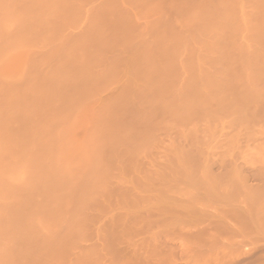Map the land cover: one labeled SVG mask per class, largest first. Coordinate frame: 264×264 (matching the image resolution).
I'll list each match as a JSON object with an SVG mask.
<instances>
[{
  "label": "rangeland",
  "instance_id": "obj_1",
  "mask_svg": "<svg viewBox=\"0 0 264 264\" xmlns=\"http://www.w3.org/2000/svg\"><path fill=\"white\" fill-rule=\"evenodd\" d=\"M18 1L20 4V2L25 3L27 0ZM18 1L17 5H19ZM35 1L32 2V5L29 2L31 6H28V3L25 5L22 3L21 5L29 7V9L20 5L21 9L29 13L30 7L34 6ZM234 2L235 0H65L64 4H61L58 12L64 14L66 18L55 19L48 33L45 32V35L39 34L41 37H49L48 41L56 37L60 39L56 40L55 44L51 43L52 45H48V47L40 48L39 51L41 53L37 50L39 57H34L37 59L34 62L37 61L38 66L36 63L37 67L35 65L30 66V63V68L28 66L27 69L31 70L27 71L25 75L27 76L25 77L27 82L24 80L28 84L25 85L29 86V88L31 87L30 91L23 92L27 88L25 85H22L25 87L23 90L19 85L18 87L15 85L14 88L17 91L21 89V96L27 101H34L33 97L35 96L32 94L39 89V86L37 88L35 86L38 83H42V86L40 84V91L44 92L45 88L42 79L44 81L47 78L46 81L54 85L57 80L51 75H54L56 72L59 74V71L63 73L61 72L63 68L65 80L61 81H63L64 86L62 87L58 81L63 89H60L61 87L56 84L59 87V91L55 92L59 96L61 94V96L69 97L75 102L79 101V103H72L74 101L64 97L62 98L63 101L60 102L58 100L61 99V96L59 99L56 98L58 95L56 93L54 94V96L56 95L54 97L56 100H53V94L50 92L53 88L51 86L52 88L50 89L49 87L47 91L50 93H46V95L43 93L45 97L52 94L50 95L51 101L48 96L49 100L48 102H43L44 105L39 104L40 101L37 102L42 108H45L48 104L50 105L52 101L62 103L58 106L56 105L58 108L52 107V105L46 107V112L49 109L48 113L50 109H56L57 115L59 113V115H62L61 111H68L66 109H69L70 105L73 107L74 104H79V107L77 106L78 109H75L76 113L73 115V122L70 125L67 123V128L69 126L71 128L65 134L66 138L64 136V140L62 138L64 142L63 153H65L68 161L71 163L69 171L60 173L59 176L57 175L55 184L59 181L57 183L59 188L55 186L54 180L53 182L49 180V184L52 182L53 186H45L49 190L54 186V188L57 187L53 191L52 197L50 196L51 190L49 191L50 194L46 193L47 196L49 195L48 197L52 198L54 203H49L50 201L47 196V199L45 198L44 201L48 200V202H43L44 204L48 203V205L52 204L53 206L51 205L52 207L49 206L51 208H48L47 205L45 208L46 205L40 203L39 205L44 206L46 210L49 209L43 213V207L37 205V209L49 221V224L47 223L48 230L38 231L31 226V229H36L37 232L35 231L27 235L26 233L31 231L30 225L23 223L24 226H28V228L25 227L28 232L24 228H20L19 232L17 230L19 225L15 224L18 227L15 230L21 234L23 229L26 236L16 235L17 232H15L16 238L14 236V241L16 245L13 241L14 246L18 247L23 239L24 241L29 239L31 245L34 238L38 239L35 240L37 244H33L31 249L27 246L26 249L23 244L26 250V252H23L26 255L29 253L23 259L19 257L22 256L23 252L18 256L22 264V260L26 261L24 264H264V229H262L264 226L261 227V224L264 223V216L261 214L262 211L264 214V203H262L264 202V197L261 190L259 193H261L262 197H257L259 201L253 200L251 202L248 197L250 191H258L257 189L260 188L257 187L262 186L261 189L264 187V135L262 134L263 136L261 137V135L256 134L258 130L262 131L264 129V0L262 1V13L254 18L257 31L253 33L249 32V34L245 35L246 39H250L251 44L253 43L249 48L238 43L240 36H238L239 31L237 28H232L227 37L218 41L216 45L212 46L210 43V45L206 44L202 46L203 41L210 40L212 42L215 34L212 30L213 25L219 29L220 27H227L229 24H232L233 27V23L237 22L235 21L236 17L234 19L230 18V22L220 21L225 11L224 8H228L229 6L231 8L235 4ZM37 5L35 6L40 10V5ZM218 5H222L223 8ZM32 8L35 11L34 8L36 7ZM83 9L90 11L87 19L82 18L81 11L83 13ZM77 12H80L81 15H78ZM143 27L144 29H142ZM23 28L20 27L18 34L14 37H21ZM141 30H145V32ZM5 38H7L6 35ZM31 39L33 42L34 39L38 41V37H34V35L27 40L30 50L26 49L15 55L14 58L17 59V64L21 61L23 62V58L26 62V58L29 59L30 54L35 56L36 52L32 48L37 45V42H34V44ZM215 50L216 59H209L210 56L213 57L214 55V53L213 55L210 53L209 56V51L215 52ZM203 53H206V55H203ZM45 57H47V63L43 66L45 60L43 62L42 60ZM11 58L9 65L11 70H13L15 59L12 58L11 60ZM34 58L31 59L34 60ZM18 59L19 62H17ZM39 60L42 64H38ZM11 61L14 63H11ZM29 62H32V60L27 61V63ZM78 62L81 63L78 64ZM196 63L198 68L194 65ZM200 63L201 68L198 65ZM4 65L3 68L8 66ZM60 65L63 67L60 68ZM7 71H9V67H7ZM197 72L204 73L199 75ZM209 77H213L216 82L214 83L213 79H209ZM248 78L254 82V86L248 83V81H251ZM51 79L53 82L48 81ZM200 79L211 80L213 82H210L211 90L205 87L202 89L203 85ZM46 81L45 83H47ZM36 82L37 84H35ZM248 84L260 93L259 98L252 97L255 93H253L254 91L251 92L252 90ZM0 86L2 87L1 83ZM47 87L45 90H47ZM17 88L20 89L18 90ZM212 88H215L216 91ZM8 90L11 91L12 87ZM8 90L6 89V92ZM54 90H56L55 87L53 88V92ZM31 91L32 94L30 93ZM221 91H223V95H218L220 97L218 99L217 94H221ZM6 92L4 91V93L0 94H5ZM11 92L10 96L8 95L9 97L7 96L9 93H7L4 95L7 98L3 97L0 99V108L4 107L3 109L6 110L8 109L7 105H12L13 101H16L14 97L17 93H13L14 95H12ZM208 93L212 94L207 95ZM36 95H38L36 97L38 100V97H42L39 94ZM211 95H214L213 98L217 97L215 98L216 100L213 99L212 101L210 99L207 101ZM2 96L0 95V97ZM21 96H17V100L23 99ZM196 96L199 97L201 102L205 101V103L204 101L202 102L204 105H201L202 107H199L198 111L194 109L196 106H190V100L192 99L193 101V98H197ZM245 98V103L249 104L246 106H248L250 113L244 105L246 110L244 112L243 109V117L241 114L240 116L238 115V118L250 120V128L252 132L255 129L256 135H249L247 133L251 131H246L245 136H249L247 138L243 135L246 138L244 140L245 138L241 139V137H243L242 132L245 130H241L242 134L240 135L239 133L238 136L241 143L237 139L238 143L235 144V149L231 147L232 150H230L231 148L227 147L229 153L227 151V154L224 152L226 156L222 157V159L221 156L222 154L224 156V153L221 151L222 154H220L218 148L224 147V143L226 144L227 142V136L233 133L231 132L233 129L230 128L232 125L227 126V123H223V121L222 124L224 126H221L223 128H218L217 130L220 132L216 130V133L208 127L210 125L208 122L211 119L217 121L219 115L223 117L227 113L228 115L232 114L237 109L235 106H238ZM248 99H250L249 102H247ZM64 100L69 104L66 102L63 104ZM27 101L23 102V105L24 103L27 105ZM17 102L19 106L20 104L22 105L20 100ZM37 103L34 104L38 106ZM46 103L47 105H45ZM243 104L244 102L241 103V105ZM34 106L29 109L32 110ZM37 106L36 109H38ZM28 107L26 106L25 109L27 108L28 110ZM74 107L77 108L76 106ZM2 108L0 109V121L11 120L14 116L12 117L10 114L15 115L14 112L18 114L16 112L18 108L15 109L14 107L13 110H6L9 112L16 110L9 114H6ZM42 108H39L37 111L42 110ZM234 108L235 110L233 111ZM36 109L33 110L36 111ZM231 109L232 111H229ZM33 110L29 112V118L27 119L32 118L31 113ZM183 110L187 111L184 112V115H182ZM190 110L191 113H194V115L192 113V118L190 117ZM20 111L18 112L20 113ZM46 112H43V114L45 115ZM203 112L205 117L207 116V119H199L203 115ZM224 112L226 114L223 115ZM2 113H5V115ZM23 113L27 116L26 113L28 112L24 111ZM23 113L21 112L23 116L21 117L24 120L26 117H24ZM33 113L35 114L33 116L36 117V114H40L38 115V117H41H39L40 119L50 116L48 113L45 116H41L42 112ZM50 113L52 114V112ZM53 113H55V110ZM56 113L52 114L51 117L53 115L56 116ZM244 113L247 116L245 118ZM6 115H9L8 118L2 120V117ZM18 115L17 120L14 121L19 126V123H22V118H20V115L18 117ZM196 115L197 117L199 115L198 119L202 127L198 123H194L193 128L201 127L202 129L196 128L194 130L191 128L193 129L192 132H195L192 135L198 136L196 138L200 140L198 142L194 137L193 140H196L195 143L197 145L192 140L193 145L191 142L193 137H190L191 139L188 137V139L186 135L189 134L190 136L192 133L187 134L188 131L190 132V129L188 130V123L192 121L190 123L193 124V121L198 120ZM208 116H211V119H208L210 118ZM219 117L221 119V116ZM175 118L176 120L174 121ZM183 118L185 120H182ZM226 118L224 119L225 121L228 119ZM49 119L52 120L53 118L49 117ZM49 119H47L48 122ZM203 119H206L205 121L208 120L206 122L207 125L209 124L207 126L208 130L201 124ZM33 120L23 122L24 125H22L26 129L25 124L27 123L28 125ZM18 121L19 123L17 124ZM42 121H46V118ZM172 121L175 124L180 122L179 128L175 124H170ZM23 126L20 129L15 127L14 132L10 133L8 131L7 133L9 134L6 135L5 139L8 138L11 141L19 137L27 138L25 137L28 135V133L25 135L27 129L24 130ZM33 126L31 129H33ZM54 130L55 128L50 132L55 133ZM212 130L215 133L214 135ZM22 131H25V133ZM32 131L29 132L28 130L29 134ZM205 131L210 132L207 133ZM49 134L46 139H49V137L50 139L53 138L54 135L51 134L53 135L51 137ZM230 137L232 135H229ZM50 139L48 141L51 142L52 139ZM47 140L43 141H46L47 144ZM189 143L193 146L189 145ZM40 144L42 145L38 144L39 147L36 146L38 149H35L37 151L34 150V154H38V150L39 153L47 150L42 147L45 146L43 142ZM49 145L45 147L48 148L50 147ZM177 145L179 148H187L186 152H189L188 150H191L193 147L195 148L189 152L190 154L188 153L189 157L190 155L192 157L188 161V163L190 162L189 165L187 163L189 173H192V176L195 170L194 176H197L195 178L200 177L202 179L204 178V173L206 171L209 172L211 180L212 177L215 178L212 181L213 185L217 184L215 186L216 189H213L212 186L207 187V189L204 185L205 190L201 189L202 187L194 189L185 180L186 178L182 179V176L178 178L180 174L177 175L176 172L179 166H177L178 163L175 160L173 161V158H171L172 153H170ZM170 147L173 149L171 150ZM217 152V155L220 154V160L218 156H215ZM15 153L18 152L16 151ZM191 153L197 155L196 158L198 157V160H193L195 156ZM202 159H205V161ZM201 160L206 164V171L202 169L205 167L196 165L198 163L203 166L202 162H198ZM172 161L173 164L169 166V163H172ZM191 164H193L194 169L191 167ZM175 165L177 166L175 168L177 176L173 175L175 174L172 172L174 169L172 170L171 168H174ZM168 168H171L170 170L172 171ZM38 169L42 170V167H38ZM231 169H234L236 172L238 171L237 181L243 179L240 181V184L237 183L238 186L235 183L236 187H238L237 189H239L238 191L237 189L236 191L234 190L235 192L230 187L231 184L232 187H235L234 183H231L234 179L223 182L221 178L225 172L229 175L231 171L228 170ZM207 172L206 174L208 175ZM227 174L225 173L224 175L227 176ZM218 176L222 181L219 180ZM228 177H226L227 180ZM216 179L221 181L222 186L219 187L221 183L217 182L218 180L216 181ZM210 188L215 191L214 196L217 193L216 197L218 198L221 194L224 196L226 194L225 191L229 192L230 190L234 193V197L230 191L229 193L233 197L230 200L231 202L228 200L229 203H227V201H223L221 198H219L221 199L219 201L212 196L213 192ZM65 191L69 195H66ZM208 191L210 192L209 194L212 192L209 197ZM190 192L193 193L191 194ZM194 193L197 196L196 200L193 197ZM191 195H193V201L189 199ZM63 197H65L64 203L60 200ZM158 199L164 201L158 204H165V202L171 201L178 204L179 208L176 210L172 209V206H168L171 211L176 210L175 213L171 214L170 212L169 214L170 209L167 205L166 207H164L165 205L160 206L158 204V206L154 205L156 207L153 206L154 203L152 202ZM20 201L26 202H22L21 205L22 208L25 207L23 208V210L25 209L24 212H28V210L32 211V208L34 210V206H36V202L32 203L33 200L31 201L29 195L28 197L26 195L24 199L22 197ZM171 202L170 204H172ZM180 205L187 206L185 208ZM174 206L173 204V208ZM232 209L233 211L235 209V213L231 211ZM23 210L18 209V212L21 211L22 213ZM252 211L255 212L253 213ZM35 212H29V215L32 214L33 217V214L41 213L38 210ZM22 214L25 216L28 213ZM173 214L174 217L175 214H179L180 216L177 215L175 217L177 220L169 223L171 218L174 220L173 216H169ZM258 214H261L263 219L261 216H256ZM251 216H253L252 218L257 217V219L253 220L254 222L255 220H259L261 224L259 221L256 222L261 228L256 225L257 223H255L256 226L254 225L252 218H250ZM39 218L41 217L39 216ZM63 219L66 222H63L62 225L60 222L61 220L64 221ZM27 221L29 222L30 220ZM7 222L9 223V221ZM14 223L11 222L10 225ZM15 225L9 227L6 223V229H10ZM60 225L63 226L64 230L68 229V231L63 232ZM26 241L24 243L29 244V241ZM30 244L29 246H31ZM14 246L11 253H14ZM17 250L15 251L18 255L19 252ZM19 259L15 257V260L19 261ZM15 260L13 264H18ZM21 262L19 261V264Z\"/></svg>",
  "mask_w": 264,
  "mask_h": 264
},
{
  "label": "bare ground",
  "instance_id": "obj_2",
  "mask_svg": "<svg viewBox=\"0 0 264 264\" xmlns=\"http://www.w3.org/2000/svg\"><path fill=\"white\" fill-rule=\"evenodd\" d=\"M14 1H16V2H14ZM17 1L18 0H0V83L2 84V87H4V88H2L1 86V88H0V93H4V91L6 92V89L8 90V89H11V87H12V92L11 91H9L8 90V92H6L5 94H7V93H9V94H7V96L9 95L10 96V92H11V94L12 95H14L15 93H17V94H15V97H14V100H16L15 102L13 101V103H12V105L11 104H9V105H7V107H8V109H6V106H5V109L6 110H9V109H11V110H13L14 109V107H15V109H17L18 111H20V110H22V111H20V113L18 112V111H16V110H14V111H16L19 115H20V118H22L23 116H22V114H21V112L23 113L24 111H26V112H28V113H26L27 114V116L25 115V113H23L24 114V117H26L24 120H27V121H24L23 120V118H22V120H21V122L22 123H19V121L17 122V124L19 123L21 126H23L24 125V123L25 122H28V120H33V118H35L30 124L28 123V125H27V123L25 124V126H26V129L24 128V126H23V128H24V130H26L27 132H26V134L25 135H27V133H28V135L27 136H25V137H27V138H25L24 139V137L22 138V137H19V138H16V139H12L11 141H10V139H8V138H6L5 139V137H6V135L7 134H9V133H7L8 131L11 133V132H14V129H20V128H22L20 125L18 126V125H16L15 123V121L14 120H17V115L18 114H16L14 111H11V112H9V111H6V110H4L2 107V109L4 110V112L7 114H9V113H12V112H14V114L15 115H12V114H10L12 117L14 116H16L15 118L13 117H9V119H11V120H8L7 118H8V116L6 117V116H3L2 117V120H5V118L7 119V121H5L6 123H8L7 125H8V127H6L7 125H6V123L4 122V121H0V123L1 124H3V125H1L0 124V264H13V263H15L14 262V260H15V257H16V259H19L18 258V256L19 255H21L22 254V252L23 251H25L26 252V250L24 249V247L26 248V246L27 247H30V249H31V247H32V245L34 244V245H36L37 243V241L35 242V240H38L37 238H34V241H33V244L31 245L30 243H31V241L29 240V239H26V240H28L29 241V244L31 245V246H29V244H26V243H24L25 241H24V239L22 240V244L20 245V248H19V245H18V247L17 246H14V243H15V239H14V236H15V238H16V235H24V236H26V234L28 235V234H31V233H34L35 231H36V229L38 230V231H46V230H48V224H49V221L45 218V216H43L44 214V212L45 211H47V210H49V209H45L46 207H47V205H48V203L47 204H44L43 202H48V200L50 201L49 203H54L53 202V200H52V196L51 195H53V191L54 190H56V188L58 187L57 186V183L59 182L58 181V179H57V183L55 184V179L59 176V174L61 173H64L65 171H69V166H71V163L68 161V159H67V157H66V155H65V153H63V150H64V142H63V140H64V138H66V133H67V131H68V129L69 128H71L70 126L67 128V123H68V125H70V123L71 122H73V115H75V109H78V105L76 104H74V106H78L77 108H75L74 106V109H73V107L70 105V107H69V109H66V110H68V111H61V114L62 115H57V113H56V109H54L55 110V113H56V116H52L51 117V115L52 114H55V113H53V108L52 109H50V112H52V114L49 112L48 113V110L49 109H47V112H46V107L49 105H47V103L45 104V105H47L45 108L43 107H41V105L43 104L44 105V103L47 101L48 102V100H49V98H48V96L50 97V101H51V96L50 95H52L53 94V98L58 94V93H56L57 91H59V87H63L64 86V84H63V81H61V80H65V74L63 75V73H64V71H63V68H62V70H61V72H63V73H60V71H59V74L57 73H53L54 75H51V76H54V79H56L57 80V82L54 84V85H52V83L50 82H47L46 80H47V78H46V80H44L43 81V79H42V82L44 83V88L46 89V87L48 86V83H49V86L47 87V90H45L44 89V92L43 91H40V84H41V86L43 85L42 83H38V85H36L35 87L37 88V86H39V91L37 90L36 91V89H34L36 92H34V94H32V91L30 92L32 95H34L35 97H33V100L34 101H31V102H33V103H31L30 101H27L25 98H23L22 96H21V93H22V90L25 88V87H23L25 84L26 85H28L26 82V78L25 77H27V76H25L26 75V72L28 71H30L31 69H27L28 68V66H29V64H30V66H33V65H35V63H36V65H37V61L36 62H34L35 61V59L36 58H34V57H36L37 56V58L39 57V55H37V50L39 51L40 50V48H44V47H48V45L50 46V45H52V44H55L56 42V40L58 41L60 38H51V40L50 41H48L50 38L49 37H47L46 38V36L44 37L43 35V37H41V35H39V34H44L45 35V32H49L50 31V29H51V26H52V22L53 21H55V19H63L62 17H65L64 16V14H61V13H59L58 12V9H59V7H61V4L63 5L64 4V1L65 0H36L37 2H39V3H37L36 1H35V4H34V6H32V7H36V8H34L35 9V11L33 10V8L32 7H30V9L31 10H33L32 12H31V10H29V13H26V12H24L22 9H21V6L22 7H25V8H28L29 9V7H26V6H23V5H25L26 3H28V6H31L33 3V1L31 2V0H27L25 3L24 2H22L23 3V5H21L22 3L20 2V4H19V1H18V4L19 5H17L16 3H17ZM263 0H249V2H248V0H235V4H233V6H231V8H224V14L221 16V18H220V21L222 20V21H228V22H230V18L232 19H234L235 17H236V20L235 21H237L236 23H233V27H232V24H229L227 27H220L219 29L215 26V25H213L212 26V30L215 32V34H214V37L212 38V42H210V40H207V41H203V44H202V46H204V45H206V44H208V45H210V43H211V45L212 46H214V45H216L217 44V42L218 41H221V40H223V39H225L226 37H227V34L228 33H230V30L232 29V28H237V30L239 31V35L238 36H240L239 38H238V43H240L241 45H243V46H245V47H247V48H249L252 44H251V40L249 41V40H247L246 38L247 37H245V35H247V34H249V32H256L257 31V29H256V25H255V23H254V18L256 17V16H259L261 13H262V8H263V2H262ZM31 3V5H29L30 3ZM39 4L40 6H39V9L40 10H38V5L37 4ZM43 4L42 6H41V4ZM262 3V4H261ZM21 5V6H20ZM35 5H37V6H35ZM60 5V6H59ZM218 6H220V5H218ZM41 7V8H40ZM221 8H223L222 7V5L220 6ZM220 7H219V9H220ZM24 9V8H23ZM218 9V8H217ZM84 10V9H83ZM28 11V10H27ZM31 12V13H30ZM78 13V12H77ZM81 14H82V18H84V19H87L88 18V16L90 15V11L88 10V9H85L84 11H83V13H82V11H81ZM80 14V12L78 13V15H81ZM80 17V16H79ZM66 18V17H65ZM64 18V19H65ZM59 19V20H60ZM79 19V18H78ZM91 26V25H90ZM93 26V25H92ZM146 26V25H145ZM144 26V27H145ZM229 26H231V27H229ZM20 27H24L23 28V34H22V36L21 37H14L15 35H17L18 34V29L20 28ZM144 27L142 28V29H144ZM145 28H147V27H145ZM142 31V30H141ZM144 32H145V30H143ZM142 31V32H143ZM5 35H6V37L7 38H5ZM8 35V36H7ZM32 35H34V37L35 36H37L38 37V41L37 40H35L34 39V42H37L36 44L37 45H35V46H33V50H35V52H36V54H35V56H33L32 54H30L29 55V59L28 58H26L27 60H26V62H25V59L23 58V62H22V64H21V62H19V59H18V61L17 62H19L18 64L16 63V60L17 59H15L14 57H15V55L17 54V53H20V52H23V51H25L26 49H28V50H30L29 48H28V42H27V40L32 36ZM46 38V39H45ZM40 39V40H39ZM42 39V40H41ZM53 39V40H52ZM32 40V39H31ZM26 41V42H25ZM31 42V41H30ZM32 42H33V40H32ZM33 42V43H34ZM80 42V41H79ZM26 43H27V45H26ZM52 43V44H51ZM126 43V42H125ZM124 43V44H125ZM35 44V43H34ZM73 44H74V42H73ZM26 45V46H25ZM199 45L201 46V44L199 43ZM50 48V47H49ZM72 49V48H71ZM72 51V50H71ZM40 52V51H39ZM38 52V54H40ZM32 53V52H31ZM72 53V52H71ZM210 53H211V55H213V53H214V55H213V57L212 56H210ZM215 53H216V50H215V52H210L209 51V53H208V55L210 56V58L209 59H216V55H215ZM73 54V53H72ZM32 55V56H31ZM203 55H206V53H203ZM13 56V57H12ZM208 56V57H209ZM214 56H215V58H214ZM217 56H218V52H217ZM13 58V59H15V67H16V64H17V67L15 68L14 66H13V70H11V67H10V58ZM28 57V56H27ZM205 57V56H204ZM12 58H11V60H12ZM31 58H34V60L33 59H31ZM40 59V58H39ZM46 59H47V57H45L43 60H42V62L45 60V62L43 63V66H44V64H46L47 63V61H46ZM31 61L32 60V62H29V63H27V61ZM37 60V59H36ZM7 61H9V62H7ZM181 61H183V60H181ZM6 62V64L5 65H8L7 67H9V71H7V67L5 68H3V65H4V63ZM13 61H11V63H12ZM13 62V63H14ZM42 62L40 63V60L38 61V64L40 63V64H42ZM179 62V61H178ZM79 63H81V62H78V64ZM182 64H183V62H181ZM77 64V63H76ZM4 65V66H5ZM35 65V66H36ZM195 66H196V68H198L197 67V63L196 64H194ZM199 66H200V68H201V63L200 64H198ZM30 66H29V68H30ZM38 66V65H37ZM36 66V67H37ZM71 66H72V64H71ZM73 66H74V64H73ZM82 66V65H81ZM83 66H84V64H83ZM2 67V68H1ZM61 67H63V66H61L60 65V68ZM78 67V66H77ZM85 67V66H84ZM66 68H67V66H66ZM65 68V69H66ZM71 68V67H70ZM203 68V67H202ZM4 69V70H3ZM33 69V68H32ZM58 69H59V67H58ZM74 69V68H73ZM204 69V68H203ZM204 72H201V73H199V72H197V74H203ZM46 74V73H45ZM196 74V75H197ZM218 76H219V74H217ZM217 75L215 76L216 77V79H217ZM42 76H44V75H42ZM47 77V76H46ZM42 78V77H41ZM50 78V77H49ZM48 78V79H49ZM213 79V77H209V79ZM53 79V80H54ZM249 79V78H248ZM26 82H25V81ZM30 80V79H29ZM34 80V79H33ZM55 80V81H56ZM202 82L204 81V80H206V79H204V80H202V79H200ZM249 80H251V79H249ZM24 83H23V82ZM31 81V80H30ZM45 81L47 82V83H45ZM48 81H52V79L51 80H48ZM58 81L61 83V86L59 85L60 83H58ZM213 81H214V83L216 82L214 79H213ZM22 82V83H21ZM32 82V81H31ZM34 82V81H33ZM40 82H41V80H40ZM53 82V81H52ZM201 82V84L203 85L202 86V89L205 87L206 89L208 88V90H211V83H213L211 80H206L205 82H203L202 83ZM211 82V83H210ZM251 82V83H250ZM248 81V83L249 84H253L254 82L251 80V81ZM21 83V84H20ZM29 83V82H28ZM204 83H205V85H204ZM30 84V83H29ZM35 84H37V82L35 83ZM34 84V85H35ZM56 84H58V86L56 85ZM63 84V85H62ZM90 84V83H89ZM88 84V85H89ZM248 84V85H249ZM15 85H17L16 87H18V85H19V87L22 89H18L19 91H20V94H19V91H17V90H15L14 88H15ZM23 85V86H22ZM25 85V86H26ZM57 87H56V86ZM91 85V84H90ZM89 85V86H90ZM32 86V85H31ZM55 87V89L56 90H54V92H53V88ZM250 86V88H251V92H253V93H255V95H253V93H252V97L254 98V96H255V98H259L260 97V93L257 91V90H255L254 89V84H253V86H251V85H249ZM248 86V87H249ZM27 87V86H26ZM50 87V89L52 90H50V92L52 93V94H49V95H47V97H45V96H43V93H44V95H46V93H50V92H47L48 91V88ZM60 88V89H63V88ZM247 87V88H248ZM31 88V87H30ZM30 88H29V86L27 87V88H25L24 90H23V92H26L27 90H29L30 91ZM32 88H34V87H32ZM255 88H256V86H255ZM4 89V90H3ZM58 89V90H57ZM213 90L215 89V88H212ZM41 90H43V89H41ZM205 90V89H204ZM249 91H250V89H248ZM14 91V92H13ZM56 91V92H55ZM215 91H216V89H215ZM212 92V91H211ZM223 91H221V94H217V96L218 95H223V93H222ZM14 93V94H13ZM56 93V95L54 96V94ZM212 93H214V92H212ZM212 93H208L207 95H209V94H212ZM219 93H220V90H219ZM5 94H0V95H3L2 97H0V99H2L3 97H5V98H7L6 96H4ZM36 94H39L40 96H42V97H38L39 98V100L36 98L38 95H36ZM21 96V98H23V99H25V100H23V99H19L20 100V102H22V105L20 104V106H19V103L17 102V101H19V100H17V96ZM8 96V97H9ZM57 96H59V94L57 95ZM56 96V98H60V96H61V94H60V96L59 97H57ZM225 96V95H224ZM250 96V97H251ZM65 96H61V99H57L58 101H63V99L62 98H64ZM197 97V96H196ZM214 97V95H211L210 97H208L209 99L207 100V101H209L210 99H212V101H213V99L214 100H216L215 98H217V97H215V98H213ZM36 98V99H35ZM43 98H47V99H43ZM56 98H54L53 100H56ZM66 98V97H65ZM68 99H70V100H72L71 98H69V97H67ZM66 98V99H67ZM220 97L218 96V99H219ZM10 99H12V98H10ZM41 99V100H40ZM45 100V101H43V100ZM3 100H5V99H3ZM23 100V101H22ZM35 100H37V101H35ZM161 100H163V99H161ZM244 100V99H243ZM242 100V102H244V104L243 105H241V103L238 105V106H235V108L237 107V109L235 110V108L233 109V113L231 114L230 113V115H228V113L226 114L225 112L223 113V115L224 114H226V115H224L225 116V118H226V116H227V120L225 121L224 119V116L222 117V115H219V116H221V119H219L220 117L218 116V120L217 121H213L212 119H211V116H208V117H210V118H208V119H211L210 120V122H208V120L207 121H205L207 118V116L205 117V115H204V112H203V115H201V117H199V115H198V117H199V119H202V118H206V119H203V121L201 122V124H203V126L205 127V129H213L215 132H216V130L218 129V128H220L221 126H224L223 124H222V122L223 123H227V126H231L232 125V127H230L231 129H233L231 132H233L232 134L230 133L229 135H232V137H230L229 138V135L227 136V137H225V138H227V142H226V144L224 143V147H222L221 145V147L223 148V149H226V150H223L220 146V148H218L219 150H220V154H222V153H226V151L228 152V150L232 147V148H236V143H238L237 142V139H238V141L240 142L241 140H240V138L238 137L239 136V133H240V135L242 134V136L244 135H246V131L247 132H250V133H247V134H252V136H253V134L254 135H256V134H258V135H261V137L264 135V129L261 131H259L258 129V132L255 134V129H253V132H252V129L250 128V124H251V122H250V120H246V119H241V118H238V115L240 116L241 114V116L243 117V109H244V112H245V110L247 109V111L249 110L248 109V106H246L247 104L245 103V101H246V98H245V100L243 101ZM257 100H259V99H257ZM25 101H27L28 103H27V105H26V103H24V105H23V102H25ZM40 101V102H39ZM50 101H49V103H50ZM58 101L56 102H54V101H52V102H54L53 104H52V102L50 103V105H52V107H56V105L58 106V105H60V104H62V103H58ZM72 101H74V100H72ZM158 101H160V100H158ZM191 102H190V106L191 105H194V106H196V108L194 107V109H196L197 111H198V109H199V107L201 108L204 104H202V102L204 101H200L199 100V97H197L196 99H194L193 98V101H192V99L190 100ZM250 101V99H248L247 100V102H249ZM253 101V100H252ZM254 101H255V99H254ZM37 102H39V104H41L40 106H39V104L37 103ZM44 102V103H43ZM65 102L67 103V101L66 100H64V103L63 104H65ZM71 102V101H70ZM30 103V104H29ZM34 103H37L38 104V106L37 105H35ZM56 103H58V104H56ZM72 103H79V101L77 102H72ZM71 103V104H72ZM204 103H205V101H204ZM250 103H253V102H250ZM18 105V107H17V105L16 106H14V105ZM29 104V105H28ZM31 104H34V105H31ZM67 104H69V103H67ZM29 106L28 107V110H27V108L25 109V107L26 106ZM49 105V106H50ZM73 105V104H72ZM202 105V106H201ZM244 105L246 106V109L244 108ZM249 105V104H248ZM13 106V107H12ZM24 106V107H23ZM32 106H34L33 108H32V110L33 109H36V106L38 107V109L40 108H42V110H39V111H37L38 109H36V111L37 112H39V113H41L42 112V115L41 116H43L44 114H43V112H46V113H48L50 116V118L52 119V120H50L49 119V117H45L46 118V121H42V120H44L45 118L44 117H42V118H44V119H40L39 117H38V115H40V114H36L37 115V117L36 116H33V112H35V113H37L35 110H33V112L31 113L32 114V118L31 119H27V118H29V112H31L32 110H30L31 109V107ZM62 106H64V105H62ZM10 107H12V108H10ZM22 107V108H21ZM61 107V106H60ZM65 107H67V106H65ZM67 107V108H68ZM72 107V108H71ZM198 107V108H197ZM0 108V109H1ZM21 108V109H20ZM30 108V109H29ZM56 108H58V107H56ZM62 108V107H61ZM191 108V107H190ZM189 108V109H190ZM20 109V110H19ZM24 109V110H23ZM192 109H193V107H192ZM191 109V110H192ZM43 110H45V111H43ZM51 110H53V111H51ZM186 110H188V109H186ZM191 110H190V112L189 113H191ZM196 110H195V112H196ZM60 111V110H59ZM193 111V110H192ZM229 111H232V109L231 110H229ZM247 111H246V113H247ZM251 111V110H250ZM2 112V111H1ZM63 112H64V114H63ZM184 112H187V111H184L183 110V113H182V115H184L185 113ZM194 112V111H193ZM192 112V113H193ZM249 112V111H248ZM5 113H2L3 115H5ZM46 113H45V115H46ZM192 113H191V118H192ZM240 113V114H239ZM246 113H244V118L245 117H247L245 114ZM250 113V112H249ZM1 114V113H0ZM31 114H30V116H31ZM186 114H188V113H186ZM196 114V113H195ZM213 114V113H212ZM19 115H18V117H19ZM35 115V114H34ZM44 115V116H45ZM172 115V114H171ZM179 115V114H178ZM193 115H194V113H193ZM206 115H207V113H206ZM211 115V114H210ZM22 116V117H21ZM188 116H189V114H188ZM187 116V117H188ZM176 117V116H175ZM196 117H197V115H196ZM198 117H197V119H198ZM213 117V116H212ZM1 118V117H0ZM4 118V119H3ZM40 119V120H37V119ZM177 118V117H176ZM176 118L174 119V121L176 120ZM185 118V117H184ZM182 119V120H185V119ZM189 118V117H188ZM195 118V117H194ZM193 118V119H194ZM215 118H216V116L214 117V120H215ZM224 118V119H223ZM19 119V118H18ZM47 119H49V122L47 121ZM72 119V120H71ZM180 119V118H179ZM190 119V118H189ZM192 119V120H193ZM195 120V121H193V124H191L192 123V121H188L189 123H188V125H189V128H188V130L190 129V132L188 131L187 132V134L188 133H191L192 132V130L194 129V130H196V128H199V127H196V125H195V127L196 128H193V126H194V123H198L199 125H200V120ZM248 119H249V116H248ZM173 120V119H172ZM191 120V119H190ZM221 120V121H220ZM9 121V122H8ZM174 121H172L170 124H175V122ZM24 122V123H23ZM30 122V121H29ZM174 122V123H173ZM206 122H208L209 124V126L206 124ZM212 122H213V124H212ZM250 122V123H249ZM5 123V124H4ZM179 123L180 122H178V123H176L175 124V126H178L177 128H179ZM23 124V125H22ZM73 124V123H72ZM71 124V125H72ZM192 126H191V125ZM222 124V125H221ZM33 126V129H31V127ZM27 126H29V128H27ZM201 126V125H200ZM207 126L209 127V128H207ZM225 126H226V124H225ZM14 127V128H13ZM16 127V128H15ZM35 127V128H34ZM172 127H174L173 125H172ZM187 127V126H186ZM202 127V126H201ZM200 127V128H201ZM204 127H203V131L205 130L204 129ZM9 128V129H8ZM10 128H13V129H10ZM55 128V133L54 132H50V131H53V129ZM176 128V127H175ZM191 128H193V129H191ZM199 128V129H200ZM223 127H221L220 129H222ZM264 128V127H263ZM202 129V128H201ZM28 130H29V132L31 131V130H33L30 134H29V132H28ZM213 130H212V132H213ZM243 130H245V131H242ZM250 130V131H249ZM16 131V130H15ZM218 131V130H217ZM222 131V130H221ZM255 131V132H254ZM23 133H25V131H22ZM205 132H210V131H205ZM218 132H220V131H218ZM242 132V133H241ZM259 132H260V134H259ZM50 133V134H49ZM54 133V134H53ZM184 134H185V132H183ZM183 133H182V135H183ZM195 133V132H194ZM193 132L190 134V136H189V134L188 135H186V138H190V137H193L192 139H191V142H192V144L194 145V143L196 142V140L194 141L193 139H194V137L195 136H193L192 134H194ZM217 133V132H216ZM50 135L51 137L53 136V138H51L50 139V137H49V139L51 140V142L50 141H48L47 139H46V137H47V135ZM51 134H53V135H51ZM209 134H211V133H209ZM215 133L213 132V135H214ZM263 134V135H262ZM181 135V136H182ZM212 135V134H211ZM249 135H247V136H249ZM63 136H64V138H63ZM241 137V139L242 138H245V137H247V136H245V137ZM252 136H250V137H252ZM183 137H185V136H183ZM196 137H198V136H196ZM195 137V139H197ZM238 137V138H237ZM12 138H14V137H12ZM23 140H22V139ZM62 138H63V140H62ZM185 138V139H186ZM188 138V139H189ZM248 138V137H247ZM18 139V140H17ZM187 139V140H188ZM224 139V138H223ZM229 139V140H228ZM7 140V141H6ZM43 140H47V144H46V141H43ZM194 141V143H193V141ZM198 140V139H197ZM244 140H246V138L244 139ZM200 140H198V142H199ZM43 142V145H45V146H48V144H50L49 146L50 147H48V148H50V149H48V148H46L45 146H42V147H44L45 149H47L48 150V152H46L47 150H45V151H43V153H39V150H38V154H34L33 152H34V150L35 149H38L36 146H38L39 147V145L41 146L42 144H40V143H42ZM62 142V143H61ZM189 142H190V140H189ZM241 143V142H240ZM39 144V145H38ZM177 144V143H176ZM192 144H190L189 143V145H192ZM196 144V143H195ZM180 145V144H179ZM192 145V146H193ZM197 145V144H196ZM227 145V146H226ZM78 146V145H77ZM76 146V147H77ZM175 146V145H174ZM192 146H191V148H192ZM199 146V145H198ZM234 146V147H233ZM180 147H181V145H180ZM183 147V146H182ZM188 147V146H187ZM227 147H229V149L227 148ZM43 148V149H44ZM171 148V147H170ZM189 149H190V147H188ZM194 148V147H193ZM192 148V149H193ZM197 148V147H196ZM232 148L230 149V150H232ZM14 151V152H18V153H15L14 154V152L12 151V150ZM42 149V150H43ZM173 148H171V150H172ZM183 149V150H182ZM191 149V150H192ZM195 149V148H194ZM228 149V150H227ZM186 150H187V148L186 149H184V147L183 148H179L178 147V145L176 146V148H174L173 150H172V152H170V153H172L171 154V158H173V161L175 160L177 163H178V165L177 166H179L178 168H177V172H176V165H175V167L173 168V167H171L172 168V170H170L171 168H168L170 171H172L173 173H177V175L178 174H180V175H178V178H179V176L181 177L182 176V179L184 178H186L185 180L187 181V182H189V184L195 189H197V187H202L201 189H204V186L207 188V187H210V186H212V188L214 189L215 188V186H217V184H215V185H213V179H215V178H213L212 177V180H211V175H210V173L209 172H207L205 169H206V164H205V162H202V160L203 161H205V159H202L201 161H198V162H202L204 165L203 166H201L200 164H198L197 162H195V163H197L196 165H199V167H205V168H202V169H204L207 173H208V175L206 174V172L204 173L205 175H204V178H200V177H198L197 179L195 178V177H197V176H194V171H193V175L191 176V174L192 173H189V168H187V163H188V161L189 160H191L192 159V157H191V155H190V157H189V152L191 151V150H188L189 152H186ZM218 150V151H219ZM35 151H37V150H35ZM49 151H50V153H49ZM188 154H186L185 152ZM221 151H222V153H221ZM42 152V151H41ZM46 152V153H45ZM215 152V151H214ZM36 153V152H35ZM170 153H169V155H170ZM224 153V156H223V154H222V156H221V158L222 157H225L226 156V154ZM229 153V152H228ZM191 154H193V153H191ZM216 155V157L218 156V159H219V155H217L218 154V152L217 153H215ZM194 155V154H193ZM195 156V158H193V160L194 159H197L198 160V157L196 158V156L197 155H194ZM190 158V159H189ZM199 159H201L200 157H199ZM223 159V158H222ZM192 160V161H193ZM220 160V159H219ZM171 161V160H170ZM169 161V162H170ZM173 161H172V163H169L170 165L169 166H171V164H173ZM194 162V161H193ZM192 162V163H193ZM190 163V162H189ZM189 163H188V165H189ZM80 164V163H79ZM176 164V163H175ZM193 164H191V167L194 169V166H192ZM174 166V165H173ZM38 167L39 168H41L42 167V170L41 169H38ZM190 167V166H189ZM192 168H190V169H192ZM196 168V167H195ZM40 170V171H38V170ZM204 170H202L203 172H204ZM228 171H231V172H229L230 174L228 175L227 174V172H225L226 174H227V176H229L228 177V180L226 179V175H224L223 174V176L221 177L222 179H223V182H226V181H230L229 179H231V180H233V181H231V183H234L233 185H235V183H236V185H237V183L238 184H240V181L241 180H243V179H240L239 181H237V172L234 170V169H231V170H228ZM233 171V172H232ZM172 173V174H173ZM176 173L175 174H173V175H175V176H177L176 175ZM260 173V172H259ZM262 174V173H261ZM58 175V176H57ZM210 175V176H209ZM263 175V174H262ZM221 176V175H220ZM225 176V177H224ZM261 176V175H260ZM52 177H53V179H52ZM55 177V178H54ZM241 177V176H240ZM218 178H219V176H218ZM221 178H219V180H221L222 181V179ZM72 179V178H71ZM198 179H201V180H198ZM224 179H226V180H224ZM49 180H52V182H53V180H54V184H55V186H57L56 188H54V187H52L53 185H52V182H51V184H49ZM68 180V179H67ZM218 179H216V181H217ZM217 181V182H219V183H221V181ZM262 180V179H261ZM72 181V180H71ZM215 181V182H216ZM235 181V182H234ZM70 182V181H69ZM73 182V181H72ZM48 183V184H47ZM92 183H93V180H92ZM230 183V184H231ZM264 183V182H263ZM61 184V183H60ZM71 184V183H70ZM261 184V183H260ZM50 186V185H52L51 187H52V189L50 188V190L52 191V192H50L49 193V189H48V187H47V189L45 188V186ZM59 185V184H58ZM68 185H69V183H68ZM204 185V186H203ZM219 185V184H218ZM224 185V184H223ZM236 185H235V187H232V184L230 185V187H231V190L233 191V192H235L236 191V189L238 188V187H236ZM220 186H222V183L219 185V187ZM238 186V185H237ZM260 186V185H259ZM61 187V186H60ZM261 187L262 186H260V187H257V188H260V189H257L258 191H250V193H248V197H249V199L251 200V202L253 201V200H256V201H259L258 200V198H260V197H264V193H263V191H264V187L261 189ZM59 188V187H58ZM68 188H69V186H68ZM212 188H210L211 190H212ZM253 188H255V187H253ZM44 189H46L47 190V192H46V190H44ZM208 189V188H207ZM210 189H209V191H210ZM216 189V188H215ZM66 190L68 191V189L66 188ZM205 190V189H204ZM230 190V191H231ZM235 190V191H234ZM239 189H237V191H238ZM262 191V196H261V193H259V191ZM67 191H65V193L67 192ZM207 191V190H206ZM208 191V197H209V195L211 196V194H212V192H213V194H212V196L213 197H215V198H217L219 201L222 199L223 201H227V203H229L228 202V200L230 201L233 197H234V193L231 191V193L233 194V197L231 196V193H229L228 191H225V190H223V191H225V195L223 196L222 194L219 196V198H221V199H219L218 197H216L217 196V193H215V195L216 196H214V190H212V192H211V194H209L210 192ZM222 191V192H223ZM260 191V192H261ZM59 192V191H58ZM69 192V191H68ZM227 192H228V194L230 195V199L228 198V194H227ZM50 194V196L51 197H48L47 196V194ZM191 193V192H190ZM193 193V192H192ZM191 193V194H192ZM64 194V193H63ZM68 193H66V195H67ZM195 194V193H194ZM26 195H27V197H28V195H29V197H30V199H31V201L33 200H35L34 202L32 201V203H35L36 202V206H34V210H33V208H32V211H29L28 210V212H24V210H23V208H25V207H23L22 208V202L20 201V199H22V197H23V199H24V197H26ZM31 195H34V196H32V197H34V199H32V197H31ZM66 195H65V197H66ZM69 195V194H68ZM206 195V194H205ZM219 195V194H218ZM46 196H47V198H48V200L47 201H44L45 200V198H46ZM163 196V195H162ZM193 195H191L190 196V198L189 199H192V201H193V197H195V199L194 200H196V194L192 197ZM222 196V197H221ZM65 197H63V199H60L62 202L64 201L65 202ZM207 197V196H206ZM205 197V198H206ZM258 197V198H257ZM46 198V199H47ZM49 198H51V199H49ZM247 198V197H246ZM256 198V199H255ZM164 199V198H163ZM248 199V198H247ZM52 201V202H51ZM61 201H59V202H61ZM164 201H165V199H164ZM163 200H156V201H154V202H152V203H154L153 204V206L154 205H157L158 203H163L164 202ZM169 201V200H168ZM263 201H264V198H263ZM28 202H30L29 200H28ZM28 202H27V204H28ZM61 202V203H62ZM63 202V203H64ZM171 202V201H170ZM170 202H168V203H166L165 202V204H158V205H160V206H164V207H166V205H167V207L169 206H172V209H178L179 207H178V204H176V203H174V202H171L172 204H170ZM189 202H191V201H189ZM222 202V201H221ZM231 202V201H230ZM23 203H26V202H23ZM32 203H30V204H32ZM44 204V205H46L45 206V208H44V206H42V205H39V204ZM60 203V204H61ZM223 203H225V202H223ZM259 203V202H258ZM262 203H264V202H262ZM19 204V205H18ZM26 204V206H28ZM29 204V205H30ZM51 204V205H52ZM169 204V205H168ZM173 204L176 206L177 205V207H175L174 206V208H173ZM185 204H187V203H185ZM37 205L40 207V206H42L41 208H42V212L39 210V209H37ZM51 205H48V208H51L52 206ZM58 205H59V203H58ZM157 205V206H158ZM31 206V205H30ZM29 206V207H30ZM33 206V205H32ZM49 206H51V207H49ZM181 206V205H180ZM185 206H187V205H184V206H181V207H185ZM191 206V205H190ZM256 206V205H255ZM263 206V205H262ZM28 207V208H29ZM36 207V208H35ZM38 207V208H39ZM154 207H156V206H154ZM168 207V208H169ZM249 207H250V205H249ZM20 210V209H22L23 210V212L22 213H28V214H26L25 216L21 213V211H19L18 212V209ZM40 208V209H41ZM186 208V207H185ZM191 208V207H190ZM263 208V207H262ZM170 209V208H169ZM181 209V208H180ZM179 209V211H181ZM183 209V208H182ZM17 210V211H16ZM31 210V209H30ZM35 210H36V212H37V210L39 211V212H41L42 213V215H41V213H36L35 212ZM176 210H172L171 211V209H170V211H169V214H170V212H171V214L174 212L175 213V211ZM241 210V209H240ZM261 210V209H260ZM27 211V210H26ZM232 212H234L235 211V209H234V211H233V209L231 210ZM237 211V210H236ZM256 211V210H255ZM255 211H252L253 213L255 212ZM262 211V210H261ZM260 211V212H261ZM17 212V213H16ZM29 212L31 213V212H35L36 214H33V217H32V214H30L29 215ZM230 212V211H229ZM231 212V213H232ZM238 212H240L239 210H238ZM237 212V213H238ZM259 212V213H260ZM177 213H178V211H177ZM180 213V212H179ZM235 213V212H234ZM252 213V214H253ZM39 214V215H38ZM47 214V213H46ZM244 214V213H243ZM263 216H264V214H263V211H262V213H261ZM261 214H258V215H256V216H261ZM37 217H36V216ZM178 216H180L179 214H177ZM177 215L175 214V217H177ZM235 215V214H234ZM238 215H239V213H238ZM237 215V216H238ZM250 215V214H249ZM30 217L29 219H28V217ZM39 216L41 217V218H39ZM44 218H43V217ZM170 217H172L173 216V218H174V220L171 218L170 219V217H169V223H173V222H175L176 220H177V218H175L174 217V214L173 215H169ZM247 217H248V215H246ZM253 216H251L250 218H252ZM262 217V216H261ZM257 219V217H254V218H252V221L254 222V220L253 219ZM12 219H14L13 221L15 222H13L12 221ZM42 219V220H41ZM45 219V220H44ZM262 219H263V217H262ZM27 220H30L29 222L27 221ZM46 221V222H44V221ZM64 220V219H63ZM67 220V219H66ZM264 220V219H263ZM7 221H9V223L7 222ZM251 221V220H250ZM251 221V222H252ZM259 221V220H255V222H254V225H255V223H257V222ZM14 223V224H11V225H19V228L15 225L14 227L12 226V228H8V229H6V227L7 226H9L10 225V223ZM65 223L66 221L64 220V221H62L61 220V224L62 223ZM6 223H7V226H6ZM23 223H25V225H30V230L32 231H30L29 229V233H26L25 234V231L23 232V229H22V232H21V234L19 233L20 231H19V229L20 228H24L25 229V227H27L28 228V226H24V224ZM26 223H29V224H26ZM48 223V224H47ZM259 223H260V221H259ZM263 223V222H262ZM9 224V225H8ZM22 224H23V226H22ZM261 224V223H260ZM10 225V226H11ZM63 225V224H62ZM62 225H60L61 226V228L63 229V232H67L68 231V229H66V230H64V228H63V226ZM256 225H258V223L256 224ZM255 225V226H256ZM9 226V227H10ZM31 226H33V228H36V229H31ZM264 226V223L263 224H261V227H263ZM258 227H260L259 225H258ZM260 227V228H261ZM18 228V229H17ZM27 228L25 229L26 230V232H28L27 231ZM15 229H17L19 232H17ZM262 229H264V228H262ZM21 230V229H20ZM15 232H17V234L15 233ZM37 232V231H36ZM14 233V234H13ZM22 233H24V234H22ZM13 234V235H12ZM16 234V235H15ZM12 235V236H11ZM11 237V238H10ZM26 238V237H25ZM10 240H11V243H13V241H14V243L13 244H11L10 243ZM27 242V241H26ZM35 242V243H34ZM23 244H24V247H23ZM26 244V245H25ZM15 245H16V243H15ZM13 246L15 247V250H17L19 253H18V255H17V253H16V251L15 250H13V252L15 253V256H14V253H11V250H12V248H13ZM23 247V249H22V247ZM17 248V249H16ZM14 249V248H13ZM27 249V248H26ZM29 249V248H28ZM29 249V250H30ZM28 250V251H29ZM27 251V252H28ZM29 253V252H28ZM28 253H27V255H28ZM24 254H25V256H24ZM17 255V256H16ZM26 255V253H24L23 252V254H22V256H19L20 258H22L23 259V257H26L27 256ZM24 259H26V258H24ZM15 261H17V260H15ZM19 261L21 262V260L19 259ZM19 261H17L18 262V264H19ZM23 261V264L24 263H26V261H24V260H22ZM20 264H22V262L20 263Z\"/></svg>",
  "mask_w": 264,
  "mask_h": 264
}]
</instances>
